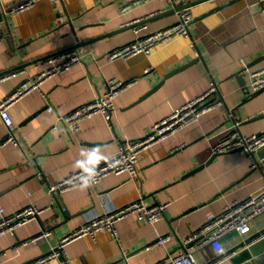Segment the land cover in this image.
<instances>
[{"label": "crops", "instance_id": "crops-1", "mask_svg": "<svg viewBox=\"0 0 264 264\" xmlns=\"http://www.w3.org/2000/svg\"><path fill=\"white\" fill-rule=\"evenodd\" d=\"M22 1L0 0V75L22 72L0 83V98L33 78L42 59L73 48L81 49L82 56L69 71L47 79L10 108L19 147L4 143L6 128L0 120V210L6 215L28 206L42 211L36 220L0 236V264H32L91 219L140 199L148 205L169 204L163 219L149 225L127 217L116 223L115 237L106 230L82 237L43 264L170 260L208 215L261 189L264 167L257 155L258 167L251 170L246 155L213 157L212 147L236 121L244 136L264 131V90L248 94L250 78L240 75L243 68L264 69V0L261 8L248 0L194 5L189 38H177L149 56L113 61L106 55L135 38L129 23L146 19L147 30L155 31L175 23L178 7L171 0H39L25 11L4 12ZM112 80L133 83L114 99L109 125L101 115L82 121L76 133L59 123L60 116L102 95ZM212 84L221 105L146 149L135 178L109 175L91 188L49 193V186L89 171L94 154L99 161L113 157L121 143L146 137L154 124L203 96ZM249 228L245 237L224 236L221 245L229 252L249 240L243 247L250 257L245 264H264V235L258 236L264 232V214ZM42 231L49 236L32 242ZM161 235L171 239L153 246ZM215 257L206 247L194 255V264H210ZM229 259L222 264H230Z\"/></svg>", "mask_w": 264, "mask_h": 264}, {"label": "built area", "instance_id": "built-area-1", "mask_svg": "<svg viewBox=\"0 0 264 264\" xmlns=\"http://www.w3.org/2000/svg\"><path fill=\"white\" fill-rule=\"evenodd\" d=\"M37 1L39 0H25L4 12L10 15L16 14L31 8ZM150 1L154 0H137L135 4ZM195 1L198 0H171L175 7L180 8L177 12V20L172 25L155 31L149 32L147 30L146 19H139L129 23L128 26L132 27L135 35L134 40L110 52L106 55L107 60L129 59L140 54L149 56L160 46L167 45L177 38H189V28L193 22V17L192 7H187V5ZM128 8L129 6H125L122 11H126ZM81 56L82 50L73 48L42 59L38 62L39 71L33 78L25 80L12 93L0 98V120L6 128L5 144L8 143L15 147L20 146L15 135L16 127L9 113L10 108L27 94L38 89L47 79L57 74L65 73L80 63ZM195 56H197V53H195ZM149 71L150 69L145 71V74ZM21 73V71H18L0 75V83ZM240 75L242 77L248 75L250 78L246 88L248 94H254L264 89V69L251 71L248 68H243ZM132 83L108 81L107 88L102 95H98L92 101L60 116L58 118L59 123L68 131L76 133L80 130L82 121L95 115H101L109 125L114 108V99ZM216 93L217 88L212 84L203 96L189 101L169 117L154 124L146 137L136 141H124L118 146V151L113 157L96 161L89 171H79L63 181L49 186V193L51 195L62 193L83 187L85 183L91 185L88 187L91 188L109 175L128 174L132 179L135 178L139 156L152 145L165 140L177 130L195 121L200 115L220 106V101L213 97ZM47 111L51 113L52 109L48 108ZM234 126L235 128L232 131L222 137L212 147V155L244 154L251 159V170H256L258 163L253 156L264 148V131L259 134L244 136L239 131L240 122L236 121ZM168 205L167 203L148 205L140 199L119 209L108 211L101 216H96L65 236L54 251L32 264H43L49 260L59 258L63 255L64 248L68 243L82 237L94 238L102 230L111 232L115 237L116 223L130 216H135L139 221L154 225L163 219ZM41 212L40 209L33 206L22 208L9 215L4 214L0 210V236L12 234L17 228L36 220ZM262 214H264V183L258 192L250 195L245 200L225 207L218 215H208L205 222L180 243L181 250L175 257L154 264H194V255L206 247L211 248L216 255L210 264H222L231 255L227 254L228 252L224 251V249L220 253L222 238L230 233H237L241 237L247 236L250 233L249 223ZM261 235H264V232L258 234L259 237ZM47 236H49V233L42 231L37 237L32 239V242H35L40 237ZM170 239V235L158 236L153 246H164ZM126 254L123 253V256H126ZM63 264H67V261L64 260Z\"/></svg>", "mask_w": 264, "mask_h": 264}, {"label": "water", "instance_id": "water-1", "mask_svg": "<svg viewBox=\"0 0 264 264\" xmlns=\"http://www.w3.org/2000/svg\"><path fill=\"white\" fill-rule=\"evenodd\" d=\"M25 1V0H24ZM24 1H22V2H24ZM207 1H209V0H198V1H195V2H193L192 4H189V5H187V7H192V6H194V5H198V4H200V3H204V2H207ZM248 2H250V4H252V6H254V5H258L259 7L262 5V3L260 2V0H248ZM255 3V4H254ZM261 8V7H260ZM180 8H178V10H179ZM187 66H189V65H186V66H183V67H180V68H178V69H175L174 71H171L166 77H165V79L166 78H168V77H170V76H173V75H175V74H177V73H179L180 71H182V70H184ZM242 78V77H241ZM264 90V89H263ZM262 91V90H261ZM260 92V91H259ZM259 92H257V93H254V95H257ZM253 95H251L250 97H252ZM258 156V158H260L262 161V165H263V167H264V148H262L261 150H259L254 156H253V158L255 159V156ZM215 156H217V155H213V157H215ZM201 168H203V167H200L199 169H196V170H194V171H192L191 172V174L192 173H194V172H196L197 170H200ZM247 242H249V240H247V241H245V242H243L241 245H239L238 247H236V248H234L233 250H231V251H229L227 254H231L230 255V259H229V262H230V264H245V262L247 261V260H249L250 259V257H249V254H248V252L245 250V249H243V247H244V244L245 243H247ZM249 264V263H248Z\"/></svg>", "mask_w": 264, "mask_h": 264}, {"label": "clouds", "instance_id": "clouds-1", "mask_svg": "<svg viewBox=\"0 0 264 264\" xmlns=\"http://www.w3.org/2000/svg\"><path fill=\"white\" fill-rule=\"evenodd\" d=\"M94 149H95V148H94ZM100 159H101V158L98 157V156H96L95 154L92 156V161H93V162L99 161ZM90 186H91V185L85 183V185H84L82 188L87 189V188L90 187ZM222 252H223V248L221 247V248H220V253H222Z\"/></svg>", "mask_w": 264, "mask_h": 264}]
</instances>
